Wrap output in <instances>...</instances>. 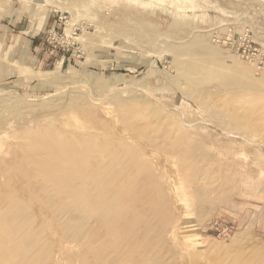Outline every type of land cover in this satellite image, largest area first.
<instances>
[{
	"label": "rangeland",
	"instance_id": "rangeland-1",
	"mask_svg": "<svg viewBox=\"0 0 264 264\" xmlns=\"http://www.w3.org/2000/svg\"><path fill=\"white\" fill-rule=\"evenodd\" d=\"M261 96L264 0H0L1 163L13 166L15 134L38 117L60 124L85 107L112 128L119 113L150 112L183 149L149 158L170 242L192 264H229L248 236L264 243V142L228 116ZM234 180L243 195L231 198Z\"/></svg>",
	"mask_w": 264,
	"mask_h": 264
},
{
	"label": "bare ground",
	"instance_id": "bare-ground-1",
	"mask_svg": "<svg viewBox=\"0 0 264 264\" xmlns=\"http://www.w3.org/2000/svg\"><path fill=\"white\" fill-rule=\"evenodd\" d=\"M1 101L0 110L6 106ZM239 103L227 111L230 120L264 142V97ZM247 104L253 108L245 109ZM68 112L60 124L55 114L51 122L36 118L15 134L22 142L12 150L13 166L0 161V264H192L193 257L187 260L170 242L168 194L149 158L181 156V145H171L169 133L141 108L119 113L120 123L112 128L96 110ZM236 185L231 198L243 195L234 191ZM241 241L244 253L229 264H264L263 240Z\"/></svg>",
	"mask_w": 264,
	"mask_h": 264
}]
</instances>
